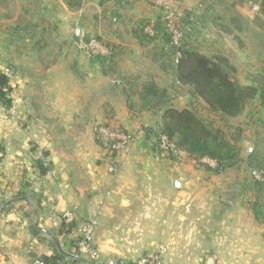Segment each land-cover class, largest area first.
I'll return each instance as SVG.
<instances>
[{"label":"crops","instance_id":"crops-1","mask_svg":"<svg viewBox=\"0 0 264 264\" xmlns=\"http://www.w3.org/2000/svg\"><path fill=\"white\" fill-rule=\"evenodd\" d=\"M178 1L191 10L201 0ZM148 3L139 0L123 22L113 21L123 11L112 0H0V71L9 73L13 100L0 108V264L57 254L89 262L77 245L97 212L98 264H136L158 244L167 247L166 264H206L211 256L214 264H264V223L250 207L258 193L247 167L215 174L160 156L161 113L132 107L139 99L130 83L173 81L133 34L138 21L161 16ZM77 28L82 46L73 40ZM91 34L118 47L114 74L85 54ZM182 100L197 106L188 95ZM106 106L132 135L127 153L107 156L96 139Z\"/></svg>","mask_w":264,"mask_h":264},{"label":"trees","instance_id":"trees-1","mask_svg":"<svg viewBox=\"0 0 264 264\" xmlns=\"http://www.w3.org/2000/svg\"><path fill=\"white\" fill-rule=\"evenodd\" d=\"M112 1L118 9L123 11L120 14L116 10L113 13V21L115 19V21L122 20L125 22L126 17H128L127 12L131 11L139 0ZM240 3L241 1L204 0L197 9L184 10L180 20L187 28L184 30L180 47L173 44L172 34L167 27L168 22L163 15L153 20L142 19L133 28V34L138 43L142 47L150 49L148 56L153 58L162 72L170 73L174 82L173 85H165V87L154 81H146L142 84L130 83L131 93L137 95L139 99L137 104H134L131 99L132 107L139 105L142 111L156 115L161 113L162 124L158 132L168 136L178 149L185 151L188 160L215 174L227 173L245 163L241 146L248 137L244 136L243 130L228 135L221 126L217 127L216 122L230 123L231 120L241 116L248 104L254 101H259V106L264 108V74H257L251 83L243 85L231 78L237 69L228 57L224 55L208 57L193 49L189 43H183V41L184 38L193 35L192 28L196 24L205 27L209 24H217L216 7L219 4L222 7L225 5L224 13L228 16L223 17V26L218 24L217 26H220L224 34L231 37L243 48L244 43L240 35L246 28L242 26L243 20L233 11L234 7ZM261 7V14L264 15V0L261 1ZM256 21L259 27L263 25L259 18H256ZM148 29L152 30L153 34H150ZM95 38L108 48L109 54L92 55L88 58L93 64H97L101 68L104 75H112L116 72L115 60L118 56V47L100 35H95ZM89 40L90 36L85 37L84 44L88 43ZM9 82V73L0 71V108L10 109L12 107V89ZM179 88H186V95L195 101L201 100L206 114L217 120L205 118L200 114L201 111L198 110L197 106L177 109L173 102L178 96L177 90ZM104 115L107 127L123 129L109 106L105 107ZM158 132L155 134L156 140L159 136ZM125 133L129 134L127 131ZM97 141L101 144L99 139ZM0 151L3 152L1 148ZM249 157V161H251L249 165L256 163V169L264 173V157L256 153H252ZM205 160L213 161L215 166L207 165ZM37 167L42 174H46L48 171L42 161L37 162ZM252 180L258 193V199L250 203V207L255 219L264 223V198L262 197L264 194V176L263 180H257L254 177ZM41 259L46 264H65L67 262L62 254ZM68 261L71 264H91L83 262L80 258Z\"/></svg>","mask_w":264,"mask_h":264},{"label":"rangeland","instance_id":"rangeland-1","mask_svg":"<svg viewBox=\"0 0 264 264\" xmlns=\"http://www.w3.org/2000/svg\"><path fill=\"white\" fill-rule=\"evenodd\" d=\"M175 1L177 2L176 9L183 15L184 9L182 8L178 0H175ZM202 1L204 0H201L200 3L197 4V6L193 9H197L198 7H200ZM229 1L231 2L241 1L239 5H236V7H234L233 11L243 20V22H241L242 26H245L246 28L245 31L240 35L244 43L243 48H241L240 45H238V43L234 41L231 37L224 34L220 26H217V24L223 26V17L228 16L224 13L225 5H223L222 7L219 4L216 7L217 9L216 13L218 17L217 24L216 25L209 24L207 27L202 26L201 24H196L192 28L193 35L190 36L189 38H186V39L184 38L183 43L184 42L189 43L193 49H196L197 51L207 55L208 57H213L214 55H222V56L224 55L228 57L229 61L237 69L236 73L232 75L231 78H234L239 83L245 85V84L251 83V81L256 78L257 74H264V15L261 14L262 12L261 1L262 0H259V1L257 0H229ZM148 6H151V8L153 6L154 8H156V11L158 12V14L163 15L162 11L158 9L157 7H155L152 3L149 2ZM238 9H242V13L250 14L254 18L249 19L250 21L247 20V18L241 15ZM129 12H127V15ZM256 18H259L261 20L260 21L261 24L263 25L259 27L256 24L257 23ZM179 27L183 31L187 28V26L181 20L179 21ZM92 35H95V34H92ZM170 79H173V77L171 76ZM169 82L170 83H166V86L173 85L172 83L174 82V80L173 81L169 80ZM162 87H165V84L162 85ZM177 92H178V96H176L177 97L175 100L176 102L174 101L177 109H182L183 107H186V105L188 108V106H190L191 104H187V103L182 104L183 102L182 99H184V97L187 96L186 88H179ZM197 101L198 100H196L195 104L196 103L198 104L197 105L198 110L201 109L200 114L203 115L205 118L206 116L208 117L206 112L203 110L204 108L203 102L201 100L199 102ZM212 120L216 121L217 119L213 118ZM161 124L159 125V128L161 127ZM216 124H217V127L221 126L223 131L225 133H228V135L238 132L239 130H243V132L245 133L244 136L248 137V139L245 141H248V143H253L257 145L256 149L254 150L256 152L254 153L258 155H262V157H264V108L259 106V101H254L248 104L243 114L239 116L238 118L231 120L230 123L227 124L226 122L218 121L216 122ZM155 141H156V138H155ZM242 146H243V143H242ZM105 152L107 156H114V155L109 154L107 151ZM242 156H243L245 163L240 166L247 167L248 176L249 178H252L253 172L255 171L260 172V171L256 169L257 168L256 163H254V165H249V162H251L249 161L250 159L249 156L247 158H244V152L242 153ZM179 160L180 161L188 160V155L180 158ZM205 163L207 165H210L208 161H206ZM0 164H1V161H0Z\"/></svg>","mask_w":264,"mask_h":264},{"label":"built area","instance_id":"built-area-1","mask_svg":"<svg viewBox=\"0 0 264 264\" xmlns=\"http://www.w3.org/2000/svg\"><path fill=\"white\" fill-rule=\"evenodd\" d=\"M155 7L160 9L163 16L168 22V29L172 34L173 44L176 47H180L184 37V31L179 27V21L182 16L177 8V2L175 0H147ZM150 34L153 31L147 30ZM85 54L89 57L92 55H108V48L95 38V35H90V40L84 45ZM160 130V129H159ZM126 130L119 128L107 127L104 123H101L94 127V133L97 139L101 141V145L105 151L109 154L117 156L120 153H127L132 141V135L125 133ZM158 139L156 140V149L160 156L164 158H176L180 159L187 156L186 152L178 149L175 144L165 134L158 132ZM3 158V153L0 151V159ZM209 164L214 167L215 163L210 160ZM114 170V169H112ZM253 177L257 180H263V172H253ZM98 212L90 217L81 228V239L77 245V256L85 258L92 264H98L101 261L99 251L93 244V235L98 225ZM63 218L70 220L73 218L72 212H66ZM168 253L167 247L163 244L155 245L153 250L146 256L140 258L136 264H166L165 257ZM31 264H46L42 259H36ZM71 264V263H65Z\"/></svg>","mask_w":264,"mask_h":264},{"label":"water","instance_id":"water-1","mask_svg":"<svg viewBox=\"0 0 264 264\" xmlns=\"http://www.w3.org/2000/svg\"><path fill=\"white\" fill-rule=\"evenodd\" d=\"M82 29L80 28H77L75 30V33H74V36H73V40L75 41V43H77L79 46H82L83 45V42H82ZM147 130L149 131H153V128L149 127L147 128ZM256 148V145L253 144V143H244L243 146H242V149H243V152H244V158H247L248 156H250L254 150ZM17 200H13V201H9L7 202L1 209V212H3L9 205H11L12 203L16 202ZM214 261H215V258L213 256L211 257H208L206 259V264H214ZM105 264H124L123 262L121 263H117V261L113 260V259H108L106 261Z\"/></svg>","mask_w":264,"mask_h":264}]
</instances>
